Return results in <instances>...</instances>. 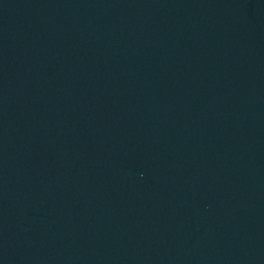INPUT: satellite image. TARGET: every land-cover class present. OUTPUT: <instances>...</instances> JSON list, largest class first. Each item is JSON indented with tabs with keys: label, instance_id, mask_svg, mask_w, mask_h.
Here are the masks:
<instances>
[{
	"label": "water",
	"instance_id": "95a60500",
	"mask_svg": "<svg viewBox=\"0 0 264 264\" xmlns=\"http://www.w3.org/2000/svg\"><path fill=\"white\" fill-rule=\"evenodd\" d=\"M0 264H264V0H0Z\"/></svg>",
	"mask_w": 264,
	"mask_h": 264
}]
</instances>
